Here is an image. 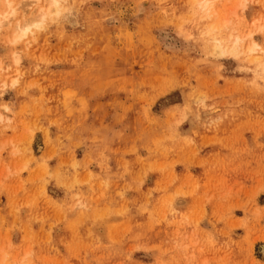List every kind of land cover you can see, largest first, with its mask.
<instances>
[{"label": "rangeland", "instance_id": "rangeland-1", "mask_svg": "<svg viewBox=\"0 0 264 264\" xmlns=\"http://www.w3.org/2000/svg\"><path fill=\"white\" fill-rule=\"evenodd\" d=\"M9 1L0 264H264V0Z\"/></svg>", "mask_w": 264, "mask_h": 264}, {"label": "bare ground", "instance_id": "bare-ground-1", "mask_svg": "<svg viewBox=\"0 0 264 264\" xmlns=\"http://www.w3.org/2000/svg\"><path fill=\"white\" fill-rule=\"evenodd\" d=\"M9 1V0H8ZM36 1V3L37 2H39V0H35ZM217 1V0H216ZM215 1V2H216ZM10 2V1H9ZM209 0H205L204 2H203V6L202 7H204V6H206V8H210L209 7V5L211 4H209ZM58 4H59V0H51V3H50V5L47 7V8H40V15H41V18H40V20L38 21V22H36V25H40L41 24V22H42V20L47 16V15H49L51 12H52V8L53 7H55V6H58ZM212 6V5H211ZM215 7V6H214ZM12 9V8H11ZM8 10V13L9 14H15V9H12V10ZM56 9V11H58V8H55ZM211 9H213V8H211ZM209 10V9H208ZM8 13H5L4 15H0V21H1V23H0V25L2 24V22H4L5 21V24H6V22H8V20L10 19L9 17V14ZM213 13V12H212ZM13 14V15H14ZM223 19V18H222ZM225 20V23H227V16H226V18L224 19ZM3 25H4V23H3ZM28 29V27L27 28H25L23 31V34L26 32V30ZM250 35V34H249ZM249 35H245L244 36V38L245 37H249ZM235 39H234V47H236L240 42H242V41H244V38L241 36V37H239V36H236V37H234ZM16 39V38H15ZM222 41L221 40H218V47L219 48H222ZM257 44L256 43H253L252 45H248L247 46V49H248V51H255L256 49H257Z\"/></svg>", "mask_w": 264, "mask_h": 264}, {"label": "snow or ice", "instance_id": "snow-or-ice-1", "mask_svg": "<svg viewBox=\"0 0 264 264\" xmlns=\"http://www.w3.org/2000/svg\"><path fill=\"white\" fill-rule=\"evenodd\" d=\"M9 7H11V5H9Z\"/></svg>", "mask_w": 264, "mask_h": 264}]
</instances>
